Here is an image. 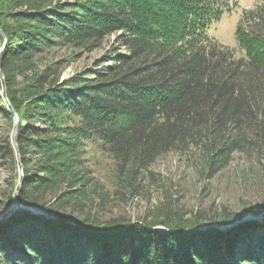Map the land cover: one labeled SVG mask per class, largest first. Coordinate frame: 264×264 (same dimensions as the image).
<instances>
[{
    "label": "trees",
    "instance_id": "trees-1",
    "mask_svg": "<svg viewBox=\"0 0 264 264\" xmlns=\"http://www.w3.org/2000/svg\"><path fill=\"white\" fill-rule=\"evenodd\" d=\"M92 2L59 12L30 4L13 17L12 31L2 29L9 54L1 70L8 80L15 61L29 64L34 51L55 40L93 50L108 34L121 31L117 42L125 50L101 71L54 84L23 110L24 101L12 104L19 126L23 120L31 123L21 128L18 146L20 204L40 206L36 196L56 183L61 155L93 137L115 160L118 177L129 183L172 151L200 148L212 176L249 144L250 136L264 143V10L250 18L242 14L235 36L244 56L234 59L232 49H221L210 37L232 0H141L174 26L173 34L156 30L152 35L133 32L135 24L117 18H127L119 9L124 5L114 8L118 0ZM178 36L187 40L186 47L170 44ZM20 41L19 51L27 49L21 54L15 51ZM208 45L213 49L204 48ZM36 82L42 90L46 81L40 76ZM60 113L71 115L74 124L40 133L36 124L48 126ZM32 152L42 158L41 175L27 165ZM232 219H214L216 226L201 230L195 228L208 223L198 215L183 221L73 225L66 216L52 219L21 209L0 224V264H264V223L218 228ZM156 226L172 232L152 230Z\"/></svg>",
    "mask_w": 264,
    "mask_h": 264
},
{
    "label": "rangeland",
    "instance_id": "rangeland-1",
    "mask_svg": "<svg viewBox=\"0 0 264 264\" xmlns=\"http://www.w3.org/2000/svg\"><path fill=\"white\" fill-rule=\"evenodd\" d=\"M92 1L99 0H0V219L19 211L14 206V196L19 192L23 177L18 146L21 128L31 126L24 120L19 126V117L12 104L24 101L23 110L29 101L45 94L54 84L83 77L87 71H101L110 65L116 53L125 52L117 42L121 31L108 34L93 50L71 43L63 45L55 40L34 51L29 64L15 61L14 74L8 80L1 70L3 57L9 54L8 39L2 29L12 31L13 17L26 11L30 4L59 12L61 8L68 9L67 6L77 3L91 5ZM119 5H124L119 9L127 13V18L116 15L117 18L135 24L133 32L141 34L149 30L147 34L152 35L157 30L158 33L173 34V23L161 10L151 9L141 0H118L114 8ZM262 10L264 0H232L231 10L225 11L213 25L210 37L220 44L221 49H232L234 59L243 57L244 52L235 36L239 20L245 11L250 18ZM247 27L245 22L244 28ZM170 41L176 47L188 44L179 36ZM21 45V41L18 42L15 51H19ZM204 48L213 49L209 45ZM26 50L22 48L19 52L25 53ZM40 76L46 81L42 90L36 82ZM52 118L48 126L36 124L40 133L45 127L52 130L74 124L69 114H54ZM60 158L56 183L36 196L39 205L49 207L51 213L48 217L39 216L52 219L66 216L74 222L144 224L168 218L183 221L198 215L208 225H216L214 219L249 211L264 216V143L254 135L249 137V144L231 154L227 164L212 176L208 173L206 155L196 146L159 157L130 183L118 177L115 160L94 137L76 152H64ZM41 160L33 152L27 154V165L31 170L37 169ZM37 170L35 175L40 174L39 168ZM250 222L261 226L264 217Z\"/></svg>",
    "mask_w": 264,
    "mask_h": 264
},
{
    "label": "water",
    "instance_id": "water-1",
    "mask_svg": "<svg viewBox=\"0 0 264 264\" xmlns=\"http://www.w3.org/2000/svg\"><path fill=\"white\" fill-rule=\"evenodd\" d=\"M14 199H15V204L14 206L15 207H18L17 209L18 210H21V208L23 210H27L33 214H36V215H45V216H49V214L51 213V210L50 211H47L45 207L43 206H32V205H22L18 202V193H16V195L14 196ZM13 214V213H12ZM12 214H9L7 216H4L0 219V224L5 221L7 218L10 217V215ZM233 216V219L231 222L227 223V224H224V225H221L219 226L218 228L221 229V230H224V229H229L231 227H234L236 225H239V224H242V223H245V222H248L250 220H254V219H258L260 217H264L262 215H257L255 212L253 211H249V212H246V213H240V214H236V215H232ZM68 222L70 224H75L74 221H72V219L68 218ZM208 226H216V225H198L195 229H205L207 228ZM152 230L154 231H159V232H162V233H169V232H172L170 231L169 229L165 228L164 226H156L154 228H152ZM188 231V230H186Z\"/></svg>",
    "mask_w": 264,
    "mask_h": 264
}]
</instances>
